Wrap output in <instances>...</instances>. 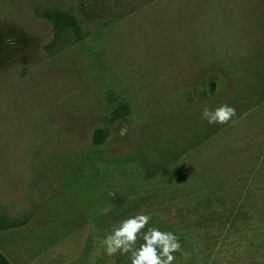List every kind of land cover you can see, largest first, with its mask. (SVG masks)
<instances>
[{
	"label": "rangeland",
	"instance_id": "rangeland-1",
	"mask_svg": "<svg viewBox=\"0 0 264 264\" xmlns=\"http://www.w3.org/2000/svg\"><path fill=\"white\" fill-rule=\"evenodd\" d=\"M44 8L68 10L73 26L54 28ZM259 23L264 0H0L9 264H131L101 241L137 214L178 236L189 255L173 264H264V109L202 118L264 94V41L249 40ZM120 100L128 113L108 123Z\"/></svg>",
	"mask_w": 264,
	"mask_h": 264
},
{
	"label": "clouds",
	"instance_id": "clouds-1",
	"mask_svg": "<svg viewBox=\"0 0 264 264\" xmlns=\"http://www.w3.org/2000/svg\"><path fill=\"white\" fill-rule=\"evenodd\" d=\"M234 115L235 108L223 104L215 109L205 107L202 118L209 124H226ZM125 131L126 129H122V134ZM150 220L151 217L144 214L122 220L101 241L105 253L108 256L130 254L131 264H173L176 259L174 253L180 252L184 257L189 255L182 249L178 236L173 232L147 227ZM141 238L143 243L138 244Z\"/></svg>",
	"mask_w": 264,
	"mask_h": 264
},
{
	"label": "trees",
	"instance_id": "trees-1",
	"mask_svg": "<svg viewBox=\"0 0 264 264\" xmlns=\"http://www.w3.org/2000/svg\"><path fill=\"white\" fill-rule=\"evenodd\" d=\"M40 16H42L43 18L51 21L53 26H54V28H56V29H62L64 27H66V26L72 27L73 24H74V18L69 13L68 10H63V9H59V8H44L41 11ZM258 22H260V21H258ZM258 25L263 26L264 23L256 24V26H258ZM263 36H264V33L260 32L257 35L249 36V40H253L254 42L262 40V42H263L264 41ZM211 37H213V36L211 35ZM253 58H254V60H253L254 67H258L257 65L260 63L261 58H260V56L255 55L252 58H250L249 60L245 59L243 61L241 67L244 68L245 71L247 70V68H249L248 64H249L250 60L253 59ZM258 95L257 96H253V99L251 100L250 103L247 102L246 104L244 103L242 105H240L241 104L240 100L244 101L246 99V97L244 98V96L241 95V99L237 100V96L233 95L232 99L227 103V105L230 106V107H234L235 108V115L234 116L238 115L241 112H245V110H250L251 108H255V107H261V109L262 108L264 109V94H262V95L258 94ZM114 99H116V98H114ZM239 108H241L240 111H239ZM127 113H128V105H127V103L125 101H121V100L117 101V103L110 109V111H109V113L107 115V122L110 123L111 121L115 120L116 118L120 117L121 115L127 114ZM107 122L104 123L103 125L96 126L92 130L91 137H90L91 145L97 146V145H100L102 143L103 138L106 135V126L108 124ZM212 134H213L212 132L211 133L209 132L208 136H206L205 138L212 136ZM195 137L197 138V141H199L200 137L198 135H196ZM171 153H173V150L165 152L162 155V157L163 156H167L168 154H171ZM160 156H161V154H160ZM262 164H264V163H262ZM259 168H261V164L259 165ZM144 176H145L146 179L150 178V174H149L148 170H146ZM258 178H260V176ZM192 183H194V182L192 181ZM194 184H193V186H194ZM196 195L201 196L200 192L196 193ZM214 195H215L214 194V190H210L208 193L203 194L202 196L211 197V196H214ZM253 225L256 226L255 223ZM257 225H264V221H261L260 217L257 220ZM258 235H260V237L258 238V242H260L261 244L264 245V231H261V233L258 232ZM0 264H9V262L1 254V252H0Z\"/></svg>",
	"mask_w": 264,
	"mask_h": 264
}]
</instances>
